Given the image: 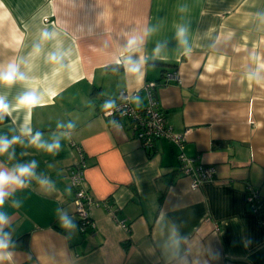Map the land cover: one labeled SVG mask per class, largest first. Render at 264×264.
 <instances>
[{
	"label": "crops",
	"instance_id": "obj_1",
	"mask_svg": "<svg viewBox=\"0 0 264 264\" xmlns=\"http://www.w3.org/2000/svg\"><path fill=\"white\" fill-rule=\"evenodd\" d=\"M177 25L188 27L187 55ZM146 28L156 31L140 50H128V40ZM44 29L55 38L33 53ZM157 44L164 45L159 54ZM51 52L62 60L51 62ZM129 56L143 58L139 73L126 71ZM11 59L23 61L28 79L0 86V95L15 104L35 90L45 106L30 115L14 111L0 135H20L26 116L45 140L68 131L58 122L76 127L57 155L21 137L14 159L0 156L6 169L37 161V175L55 185L32 179L5 201L0 211L10 217L4 230L14 246L3 264H264V0H0V64ZM257 69L259 83L249 78ZM165 72L180 80L162 83ZM147 81L158 82L153 96L174 131L189 129L182 151L216 168L198 189L178 169L176 143L160 138L146 150L126 118L103 115L104 103L116 104L122 91H138L139 106L136 96L131 104L145 107ZM73 144L96 202L89 209L95 228L86 233L62 228L56 212L78 226L68 178L80 162ZM247 186L260 194L255 213Z\"/></svg>",
	"mask_w": 264,
	"mask_h": 264
},
{
	"label": "clouds",
	"instance_id": "obj_2",
	"mask_svg": "<svg viewBox=\"0 0 264 264\" xmlns=\"http://www.w3.org/2000/svg\"><path fill=\"white\" fill-rule=\"evenodd\" d=\"M180 11H186L185 7H181ZM155 28H146L142 35L132 36L127 43L128 50H140L147 36L155 32ZM188 27L185 25L176 26V40L178 43L184 47V54L187 55L190 52L188 48L187 41ZM56 33L50 32L44 29L40 34V43L33 46V53L39 54L41 51V44L43 42L52 40L55 38ZM164 45L157 44L155 48V53L159 54ZM63 53L51 52L48 54V59L51 62H59L63 58ZM143 58L133 60L129 56L125 61L126 71L130 73H139ZM21 61L18 63L15 59L9 60L6 64H0V86L11 87L18 82H25L28 77L23 71H21ZM260 69H264V64L259 66ZM257 77V83H259V69L255 73L249 74V78ZM134 102L139 106L140 97L136 96ZM44 99L41 95H38L35 90H28L23 92V94L18 95L15 98V104H10L5 95H0V121L4 118L11 117L14 111L25 110L26 113L30 115L32 110L36 107H43ZM115 106V101L108 100L104 103L103 108L105 110L112 109ZM110 114V113H109ZM115 124V121H112ZM57 129H67L68 131H61L59 133H54L50 140H45L43 138V133L40 131L33 132L30 120L25 119L24 124L20 126V135H13L9 138L7 135H0V156L8 155V159L12 160L15 158V150L13 145L24 144L21 137L28 138V145L35 147L39 150H43L48 154L57 155L61 150V139H71V130L75 129L76 125L74 122L69 121L67 124L58 122L56 125ZM10 149H13L11 152ZM38 167L37 161L32 160L28 163H17L10 169L0 167V209L4 207L5 201L13 195L18 189H24L28 187L29 182L32 179H36L41 186H47L50 189H54V182L50 179L38 176L36 173V168ZM21 201L13 200L12 207L20 208ZM59 217L60 226L64 229L75 230L77 229V224L75 221L69 217L66 211L62 209L56 210ZM10 217L3 211H0V264H3L5 260L11 262L13 258V253L8 251V249L13 245L11 240V233L6 232L4 229L9 224ZM175 235V234H174ZM174 243L178 246L179 239H175Z\"/></svg>",
	"mask_w": 264,
	"mask_h": 264
},
{
	"label": "built area",
	"instance_id": "obj_3",
	"mask_svg": "<svg viewBox=\"0 0 264 264\" xmlns=\"http://www.w3.org/2000/svg\"><path fill=\"white\" fill-rule=\"evenodd\" d=\"M170 80L179 81V75L176 72H165L161 82L165 83ZM157 84L158 82L156 81H147L144 84L143 90L148 97V104L145 107L137 108L131 104V100L137 95L138 91H122L119 101L112 109L105 110L103 115L113 117L114 119L120 117L126 118L133 137L146 150L153 149L155 142L160 138H166L176 143L181 149L178 154V169L183 175L189 178L191 189H198L204 182L214 179L216 168L213 165L204 164L182 151L189 129L183 133H178L168 123L164 111L153 96V91ZM73 146L80 155V162L70 167L68 178L73 188L72 201L78 220V229L81 233H86L93 231L95 228V223L89 215V209L96 202L86 187L84 175L85 162L82 150L78 145L73 144ZM259 200V191L247 186L246 204L250 212L255 213L257 211ZM260 223L264 225V219H261ZM118 224L126 231H129V226L124 221L120 220ZM214 227L215 231H219L217 224Z\"/></svg>",
	"mask_w": 264,
	"mask_h": 264
},
{
	"label": "trees",
	"instance_id": "obj_4",
	"mask_svg": "<svg viewBox=\"0 0 264 264\" xmlns=\"http://www.w3.org/2000/svg\"><path fill=\"white\" fill-rule=\"evenodd\" d=\"M8 117L6 116L5 118H4V120L3 121H0V124H3V123H5V122H7L8 121Z\"/></svg>",
	"mask_w": 264,
	"mask_h": 264
}]
</instances>
